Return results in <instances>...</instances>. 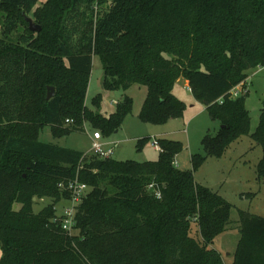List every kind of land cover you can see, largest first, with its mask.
I'll use <instances>...</instances> for the list:
<instances>
[{"label": "trees", "instance_id": "1", "mask_svg": "<svg viewBox=\"0 0 264 264\" xmlns=\"http://www.w3.org/2000/svg\"><path fill=\"white\" fill-rule=\"evenodd\" d=\"M0 23V264H225L211 245L230 224L232 205L174 164L179 141L158 138L159 158L138 162L87 159L39 135L45 126L57 136L83 130L86 119L115 127L130 111L128 96L108 118L87 107L99 56L105 86L147 87L144 121L181 116L185 102L173 91L188 81L221 122L202 139L205 155H192L193 169L249 135L263 149L264 176V100L250 133L248 92L232 94L264 66V0H0ZM76 178L90 188L68 233L54 220L56 205ZM34 197L51 202L35 211ZM239 216L229 264H264V217Z\"/></svg>", "mask_w": 264, "mask_h": 264}, {"label": "rangeland", "instance_id": "2", "mask_svg": "<svg viewBox=\"0 0 264 264\" xmlns=\"http://www.w3.org/2000/svg\"><path fill=\"white\" fill-rule=\"evenodd\" d=\"M43 1L45 0H41ZM259 67L262 65L248 71L244 87L242 84L237 86L240 91L248 92L246 105L250 113V133L257 128L264 100V71ZM180 79L176 82L173 92L185 102L183 114L164 122L144 121L141 112L147 96V87L137 84L127 89L105 86L101 60L99 56H95L89 75L87 107L94 113L100 112L108 118L128 96L132 99L130 111L125 113L115 127L106 129L94 124L91 119H86L83 130L57 136L50 126H45L40 132L39 140L83 151L87 159L94 154L92 142L97 141L103 143L106 148L114 146V159L138 162L159 158L156 139L179 141L181 149L175 157L177 166L180 169H191L197 183L218 192L232 205L230 224L223 233L215 237L211 245L222 254L225 264H229L233 261L241 238L239 211L264 217V176L259 177L257 172L263 149L251 136L244 135L235 141L222 157L208 156L193 169L192 155H205L202 139L207 133L215 134L220 129L221 122L213 119L206 106L194 98L186 85V79ZM72 122L74 121L68 119L65 121L66 124ZM34 201L35 211L51 202L46 197H34ZM64 203L65 201H62L56 205L58 213ZM18 206L17 204L16 207ZM192 236L201 239L196 225L193 226Z\"/></svg>", "mask_w": 264, "mask_h": 264}, {"label": "built area", "instance_id": "3", "mask_svg": "<svg viewBox=\"0 0 264 264\" xmlns=\"http://www.w3.org/2000/svg\"><path fill=\"white\" fill-rule=\"evenodd\" d=\"M259 68L260 70L264 71V66ZM241 92L242 90L240 91L239 89H237V87L232 90V94L235 97L241 94ZM155 144L156 148L160 149V144L157 139L155 141ZM92 151L98 157L106 159L113 156L114 146L106 148L103 143L93 141ZM174 164L177 165L175 161ZM65 188L69 190L70 197L65 200L66 205L65 203L62 205L61 212L58 213L57 210V216L54 220L60 223L63 230L67 231L68 233H72L75 230L76 214L79 205L82 203L90 187L86 183L76 178L74 180L69 181L67 186L65 185Z\"/></svg>", "mask_w": 264, "mask_h": 264}, {"label": "water", "instance_id": "4", "mask_svg": "<svg viewBox=\"0 0 264 264\" xmlns=\"http://www.w3.org/2000/svg\"><path fill=\"white\" fill-rule=\"evenodd\" d=\"M26 20L28 21L29 28L32 31L37 32V31L41 30V26L35 22L33 17L26 16ZM47 90H48L47 99H50V98H52L54 96V87L53 86H48Z\"/></svg>", "mask_w": 264, "mask_h": 264}, {"label": "crops", "instance_id": "5", "mask_svg": "<svg viewBox=\"0 0 264 264\" xmlns=\"http://www.w3.org/2000/svg\"><path fill=\"white\" fill-rule=\"evenodd\" d=\"M179 80H181V79H179ZM186 85H187V87H189V83H188V81L186 80Z\"/></svg>", "mask_w": 264, "mask_h": 264}]
</instances>
